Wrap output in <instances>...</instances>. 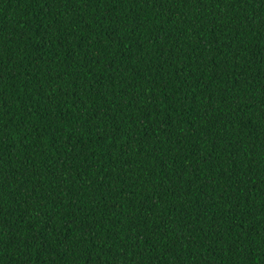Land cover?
Instances as JSON below:
<instances>
[{
  "label": "trees",
  "instance_id": "1",
  "mask_svg": "<svg viewBox=\"0 0 264 264\" xmlns=\"http://www.w3.org/2000/svg\"><path fill=\"white\" fill-rule=\"evenodd\" d=\"M0 264H264V0H0Z\"/></svg>",
  "mask_w": 264,
  "mask_h": 264
}]
</instances>
